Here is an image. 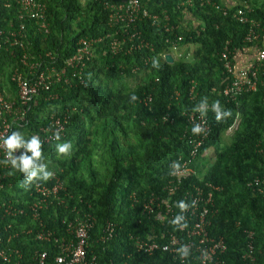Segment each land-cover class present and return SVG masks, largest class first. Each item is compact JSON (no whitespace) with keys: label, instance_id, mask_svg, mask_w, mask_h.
<instances>
[{"label":"trees","instance_id":"trees-1","mask_svg":"<svg viewBox=\"0 0 264 264\" xmlns=\"http://www.w3.org/2000/svg\"><path fill=\"white\" fill-rule=\"evenodd\" d=\"M41 1L48 8L49 32L39 29L36 21L26 20L20 38L26 49L6 46L0 53V93L8 95L10 100H18V90L10 77L15 68L24 69L20 57L25 50L34 57L30 62H48L44 56L52 52L56 56L54 63L60 67L78 51L82 39L95 41L111 36L94 44L95 57L85 60L86 67L71 85H55L49 92H43L26 122L13 124L12 131L22 132L27 139L41 135L40 129L50 126L53 116L67 119L60 141L42 143L45 161L51 164L53 175L65 182L70 196L64 207L54 205L42 213L46 228L55 231L57 237L66 236L62 220L72 218L75 214L69 209L77 207L81 212L90 211L96 218L94 240L107 221L117 227L115 237L107 244L92 240L90 251L96 254L97 264H180L174 263L166 253L147 256L137 252L131 238L163 242L161 237L166 231L176 228L170 223L161 225L156 216L144 213L143 207L153 194L169 198L164 187L172 178L171 165L180 157L185 161L192 149V127L185 113L193 111L207 97L210 109L206 115L211 134L201 154L214 150V161L202 182L218 187L214 194L218 214L210 234L225 238L226 264H243L242 257L250 242L247 232L254 231V252L258 264H264V256L259 254L264 248V198L248 186L251 180L264 174V159L259 152L264 149V74L261 73L256 91H243L236 101L228 102L223 90L230 76L220 57L230 42L233 60L238 52L248 49L256 50L252 53L253 63L259 58V52L264 49V0H232L233 5L213 0L227 11L226 15L213 5L196 4L187 13L197 21V26L190 24L187 29L173 33L143 21L138 28L151 47L131 54L124 52L131 45L128 38L120 52L115 54L109 49L117 29L109 25L105 4L120 0ZM179 1L143 0L152 13L166 10L174 26L185 19L186 12L178 8ZM239 8L259 27L234 19L232 15ZM17 15L14 0H0V29L6 34L19 29ZM252 30L257 31L258 39L245 41ZM178 34L184 37L181 46L196 48L191 59L181 58L174 63L159 59V54L172 48L167 41L175 40ZM131 80L136 83L134 87ZM55 95L58 99H53ZM132 95L137 97L135 101L130 99ZM217 100L222 109L232 112L231 117L220 122L211 110ZM238 119H241L239 129L230 138L231 143L222 147L223 135ZM62 142L72 144L69 157H57L56 144ZM23 179L18 171L10 175L6 189L9 186L12 189L2 191L0 201L29 202V193L36 182L24 188ZM49 181L38 182L49 184ZM197 185H201L200 180H186L173 201ZM15 221L9 219L5 223L13 222L16 230L23 223L38 228L30 215ZM32 238H23L22 244L17 240L14 245L30 255L36 250L47 251L48 264H54L58 253L55 244L34 242Z\"/></svg>","mask_w":264,"mask_h":264},{"label":"built area","instance_id":"built-area-1","mask_svg":"<svg viewBox=\"0 0 264 264\" xmlns=\"http://www.w3.org/2000/svg\"><path fill=\"white\" fill-rule=\"evenodd\" d=\"M14 1L18 9L19 29H12L7 34L0 29V53L6 46H17L23 50L26 49L25 43L20 40L22 31L24 32L25 30L24 22L26 20L36 21L39 29L45 33L50 30L48 8L45 3L41 0ZM196 4L201 7L206 4L213 5L217 10L224 11V14H227V11L222 10L213 0H180L178 8L185 10V19L180 25L174 26L171 23L170 14L166 10L161 13H152L147 7V3H144L143 0H120L114 4L106 3L105 7L109 10V25L117 29L116 34L112 35V39L109 42L110 51L115 54L120 52L127 38L131 45L124 49L126 54H131L144 48L149 49L151 47L150 44L146 42L142 31L138 28V25L143 21H149L152 26L169 33L187 29L189 26L184 27V22L189 17H191L195 25L197 21L192 18L190 13H187V9ZM232 17L241 24L259 27L256 21H252L247 17V12L243 8H239L233 13ZM120 35L122 38H119ZM110 37V35H107L95 41L82 39L79 43L78 51L60 67L54 63L56 56L52 52H48L44 56L49 59L48 62H30L34 57L30 55L28 50H25L20 57V62L24 69L15 68L10 77L11 83L18 90V100H10L8 95L0 93V138L11 134L14 123L26 122L29 111L38 105L39 97L43 92H49L55 85H71L72 81L78 77V74L79 76L81 75L80 71L86 67L85 60L95 57L94 44ZM176 37L175 40L167 42L171 45L174 52H179L184 47L180 45L184 37L180 34ZM258 37L257 31L252 30L245 38V41L252 42ZM230 45V42L226 43L220 57L224 62L223 67L226 73L230 76V79L225 84L223 95L228 102H234L243 91L246 93L258 89L261 73L264 74V49L259 52V58L251 66L244 70H237ZM167 55V51H164L158 55V58L166 61ZM182 56L183 54H179L180 58ZM174 59L176 60V57ZM53 99H58V96H53ZM209 109L210 106H208ZM185 116L190 127L194 124H200L204 128V132L199 135H193L191 132L190 142L192 149L189 157L185 161L182 157L178 159L180 169L176 172V175H172V178L164 187V190L168 192L169 198L162 199L160 196L153 194L144 203L143 208L144 213L156 216L155 220L165 226L180 213V209L176 204L178 201L183 200L188 205L187 211L183 213L187 227L182 230L175 228L173 231H166L161 237L163 242L152 238L143 240L139 237H132L131 240L135 243L137 252L147 256L166 253L173 259L174 263L186 264L190 261L191 264H226L224 256L228 251V245L225 238L210 234L213 221L218 214L214 199V194L218 191V187L208 182H202L205 176L204 170L207 168L206 161L209 160L207 157L209 152L201 154V149L210 138L211 125L206 114L202 116L199 112L191 111L186 112ZM66 124L67 119L62 120L59 117L55 119L53 116L50 126L41 128V135H36L40 137L42 143L57 142L52 139L53 132L60 130V135L64 134ZM240 124L241 119H238L236 124L228 129L226 134L228 135L229 133L230 137H232L239 129ZM22 151V149L18 150L16 155L19 156ZM259 152L264 159V149ZM4 158V149L0 147V161L4 160ZM10 171H14L11 165L0 163V196L2 191L12 189V186L6 189V179L10 176ZM190 179L200 180L201 185L194 186L191 192H185L178 201H173V197L179 191L182 183ZM49 182V184L34 183L33 189L29 193L31 198L29 202H21L20 200L0 201V225L1 223L3 224L0 226V264H48L49 253L47 251L36 250L30 255L27 250L14 245L17 240L22 244L21 240L28 237H33L32 241L34 242H53L55 244L58 253L54 264L98 263L96 254L90 251L92 240H94L92 233L97 225V220L90 211L81 212L77 207L69 209L70 213L75 215L70 219L65 218L62 220L66 236L57 237L55 231L46 228L42 220V213L54 205L64 207L67 204L66 199L70 197L66 190L65 182L60 177L53 175ZM248 186L264 198V174L251 180ZM29 215L38 225L37 229L23 223L21 228L16 230L13 222L5 223L9 219L18 221V219ZM116 232V225L112 221H107L102 233L93 242L107 244L115 237ZM247 237L250 242L248 250L242 257L243 264H258L252 245L255 232H247ZM181 245H187L190 249L189 256L183 259L177 252ZM259 254L264 256V248L259 251Z\"/></svg>","mask_w":264,"mask_h":264},{"label":"clouds","instance_id":"clouds-1","mask_svg":"<svg viewBox=\"0 0 264 264\" xmlns=\"http://www.w3.org/2000/svg\"><path fill=\"white\" fill-rule=\"evenodd\" d=\"M189 46H193V45H189ZM184 47H182V49H184ZM171 50L172 48L166 51L168 55H171L172 58L174 59V57H176V52L174 56L173 54L170 53ZM176 60H178L177 57ZM154 66H156L155 63ZM130 99L132 101H135L137 97L135 95H132ZM211 110L215 114V119L218 122L226 120V118L231 117L232 115L231 110L222 109L220 102L218 100L212 103ZM193 111L199 112L202 116L205 115L208 111L207 97L203 98L201 102L196 107L193 108ZM191 132L193 135H199L204 132V128L200 124H194L192 126ZM52 139H55L56 141H60L61 139L60 130H55L53 132ZM0 147H3L5 152V158L4 160L0 161V163H3L5 165H11V168L13 170L22 173L24 179L21 183V187L27 188L31 186L34 182H38V181L46 182L50 178H52L53 173L48 170V166L47 163L45 162V158L43 155L42 141L38 135H32L30 138L26 139L25 135L22 132L12 131L10 135L0 138ZM21 149L23 150V152H21V154L17 156L16 152ZM56 152L58 158L69 157L72 153V144L70 142L57 143ZM213 160L214 158L206 161L207 168L206 170H204L205 174L207 173L210 167V163H212ZM171 168H172V172H170V175H176V172H178L180 169V164L176 161H173ZM15 171H10L9 175H14ZM176 206L180 209V213L177 214L170 221V224L182 230L187 227V223L185 221V217L183 213L187 211L188 205L183 200H180L177 202ZM177 252L179 253L180 257L183 259L189 256L190 249L187 245H181V247L177 249Z\"/></svg>","mask_w":264,"mask_h":264},{"label":"crops","instance_id":"crops-1","mask_svg":"<svg viewBox=\"0 0 264 264\" xmlns=\"http://www.w3.org/2000/svg\"><path fill=\"white\" fill-rule=\"evenodd\" d=\"M263 1V0H261ZM226 4L233 5L234 2L232 0H224ZM188 24H194L191 17L186 18L184 25ZM197 25V24H195ZM194 47V46H193ZM196 49V48H194ZM194 51V50H193ZM255 49H248L246 52H238L234 57V63L237 70H242L243 68H248L252 65L254 58L252 56V53H254Z\"/></svg>","mask_w":264,"mask_h":264},{"label":"rangeland","instance_id":"rangeland-1","mask_svg":"<svg viewBox=\"0 0 264 264\" xmlns=\"http://www.w3.org/2000/svg\"><path fill=\"white\" fill-rule=\"evenodd\" d=\"M259 1L261 2V0H259ZM187 26H188V24L184 25V27H187ZM194 48L195 47H193V46H189V47L186 46V47H184V49L180 50L179 52H176L177 59L180 58L179 57V54H183L182 58H185L187 60H190L191 57H192V54H193V50H195ZM170 53L175 56V52L173 50H171ZM130 83H131L132 87H134L136 85V83H135L134 80H131ZM230 138L231 137H230V134L229 133H228V135L227 134L226 135L224 134L223 137H222L221 146L222 147H226L227 145H229L231 143V139ZM213 155H214V150H210L209 153H208V155H207V157L211 160L212 157H213ZM45 162L47 163L48 170L49 171H52L53 168H52L51 164L49 163V161L47 160Z\"/></svg>","mask_w":264,"mask_h":264},{"label":"water","instance_id":"water-1","mask_svg":"<svg viewBox=\"0 0 264 264\" xmlns=\"http://www.w3.org/2000/svg\"><path fill=\"white\" fill-rule=\"evenodd\" d=\"M166 60H167L169 63H173V62H174V59L172 58L171 55H167V56H166Z\"/></svg>","mask_w":264,"mask_h":264}]
</instances>
